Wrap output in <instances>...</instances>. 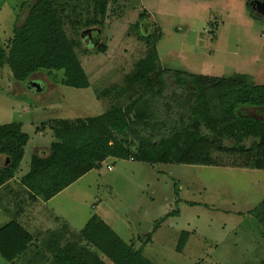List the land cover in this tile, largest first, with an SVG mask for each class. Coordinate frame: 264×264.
Listing matches in <instances>:
<instances>
[{
	"label": "rangeland",
	"instance_id": "rangeland-1",
	"mask_svg": "<svg viewBox=\"0 0 264 264\" xmlns=\"http://www.w3.org/2000/svg\"><path fill=\"white\" fill-rule=\"evenodd\" d=\"M25 1L0 0V44L4 48L14 25L26 17L27 8L20 7ZM247 2L108 0L103 29L95 26L83 32V26L75 31L66 26L67 35L80 42L76 52L90 82L86 89L63 86L42 72L33 74L27 83H16L8 67L0 69V125L22 122V131L29 135L15 179L28 171L31 155L43 152L54 140L49 122L94 117L106 111L110 103L100 98V92L110 84H121L145 55V42L133 27L143 11L148 17L140 28L142 34L161 32L156 50L162 68L218 78L243 73L264 85V16L251 17ZM100 42L106 46L105 53L96 51ZM30 82L39 84V90ZM244 111L258 115L251 108ZM40 127L43 130L36 132ZM224 145L231 142L225 140ZM223 159L227 167L150 166L108 159L50 203L41 204L48 214L69 218L75 230L93 215L102 217L123 240L144 244L142 255L154 264H259L264 258V227L247 212L264 200V171L231 168V162ZM13 182V188L21 190ZM21 200L25 212L18 222L28 231L40 228L43 233L54 226L40 223L39 205L25 194ZM6 207H0V227L16 211L13 202ZM172 210L175 213L146 243L155 221ZM182 232L188 236L179 253L176 245ZM0 264L9 263L0 258Z\"/></svg>",
	"mask_w": 264,
	"mask_h": 264
},
{
	"label": "trees",
	"instance_id": "trees-1",
	"mask_svg": "<svg viewBox=\"0 0 264 264\" xmlns=\"http://www.w3.org/2000/svg\"><path fill=\"white\" fill-rule=\"evenodd\" d=\"M250 1V16L257 18ZM20 7H26L27 14L14 25L6 48L0 44V69L8 67L16 83H27L42 72L63 86L88 88L76 52L80 42L67 35L66 26L72 31L83 26V32L95 26L103 29L108 0H26ZM147 17L141 12L133 25L147 47L145 55L121 84H110L100 92V98L110 103L106 111L94 117L48 121L54 140L43 152L31 155L28 171L18 180L15 174L29 135L22 131V122L0 125V207L6 210L12 202L16 207L12 219L0 227V258L5 262L154 264L142 255V247L125 243L98 215L78 232H69L68 225L61 223L32 235L18 222L24 212L23 194L31 203L47 202L105 160L227 167L223 163L227 158L228 167L264 171V85L243 73L218 78L162 68L156 50L160 30L151 34L140 30ZM96 51L105 53L104 43H98ZM245 108L258 115H247ZM225 140L231 145H224ZM13 181L21 190L13 188ZM175 211L155 221L146 243ZM247 213L264 227V200ZM187 236L180 234L177 252L183 250Z\"/></svg>",
	"mask_w": 264,
	"mask_h": 264
},
{
	"label": "crops",
	"instance_id": "crops-1",
	"mask_svg": "<svg viewBox=\"0 0 264 264\" xmlns=\"http://www.w3.org/2000/svg\"><path fill=\"white\" fill-rule=\"evenodd\" d=\"M10 182V181H9ZM62 192H64V190L62 191ZM62 192H60L59 194H57L56 196H54L52 199H54V198H56L58 195H60ZM52 199H50L49 201H47V202H35V204L36 205H39L40 206V212H39V215H43V221H40V223L41 224H48V223H50L49 225H54L52 228H51V230L52 229H56L57 227H59L60 225H61V223H65V224H67L68 226V230H69V232H70V230L71 231H73V232H78V231H80L83 227H81L80 229H78V230H75V229H73V227H72V222L70 221V219L69 218H67V217H65L64 215H62V214H60L59 216H53L52 214H48L47 212H45L43 209H44V204L46 205L47 203H50L51 201H52ZM41 203H44V204H41ZM24 212H25V209H24ZM24 212H23V214H24ZM22 214V215H23ZM22 215L20 216V218L22 217ZM100 217V216H99ZM56 218L59 220V221H57L56 220ZM104 222H105V220L102 218V217H100ZM34 219V218H33ZM32 219V220H33ZM89 219V218H88ZM88 219L85 221V223L88 221ZM19 220V219H18ZM42 220V219H41ZM34 221L35 222H38V221H36L35 219H34ZM53 222V223H52ZM106 223V222H105ZM20 224V223H19ZM107 224V223H106ZM20 225H22V224H20ZM107 225H109V224H107ZM23 226V225H22ZM84 226V225H83ZM110 226V225H109ZM24 227V226H23ZM25 228V227H24ZM113 227H111V229H112ZM26 229V228H25ZM50 228H47L46 230H49ZM27 230V229H26ZM46 230H44V231H46ZM113 231H114V229H112ZM28 231V230H27ZM30 234H32V235H34V234H37V233H40L41 232V230H40V228H37V229H35V230H33L32 231V233L30 232V231H28ZM117 233V232H116ZM120 237V236H119ZM122 239V238H121ZM123 240V239H122ZM125 243H127V244H129V243H133L134 242V240L133 239H126V240H123ZM134 244V249H138L139 247H143V245H140L139 246V244L136 246L135 245V242L133 243Z\"/></svg>",
	"mask_w": 264,
	"mask_h": 264
},
{
	"label": "water",
	"instance_id": "water-1",
	"mask_svg": "<svg viewBox=\"0 0 264 264\" xmlns=\"http://www.w3.org/2000/svg\"><path fill=\"white\" fill-rule=\"evenodd\" d=\"M250 6L252 10H256L257 13L264 16V1H251ZM31 85L36 89L39 90V84L30 82Z\"/></svg>",
	"mask_w": 264,
	"mask_h": 264
},
{
	"label": "flooded vegetation",
	"instance_id": "flooded-vegetation-1",
	"mask_svg": "<svg viewBox=\"0 0 264 264\" xmlns=\"http://www.w3.org/2000/svg\"><path fill=\"white\" fill-rule=\"evenodd\" d=\"M258 16H260V14H259V12L257 13V11L256 10H253ZM261 16H263L262 14H261Z\"/></svg>",
	"mask_w": 264,
	"mask_h": 264
}]
</instances>
